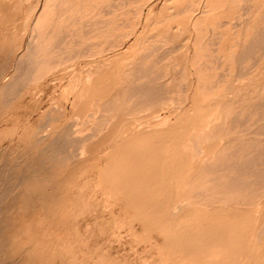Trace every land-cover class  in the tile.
Segmentation results:
<instances>
[{"label":"rangeland","instance_id":"1","mask_svg":"<svg viewBox=\"0 0 264 264\" xmlns=\"http://www.w3.org/2000/svg\"><path fill=\"white\" fill-rule=\"evenodd\" d=\"M62 1L64 3L69 1L70 6H73L72 2L77 3V6L71 8L73 10L68 13V16H72L74 19L79 17L77 18L79 20H76V25L72 23L74 28L70 22L69 25H61L63 31H68L67 33L70 31L73 41L76 42L73 45L76 44L77 48L81 32L79 26L86 24L87 19L92 21L87 23L91 29L93 20L96 19L106 20V25H102L105 28H102L99 34L95 29L91 31L88 27L86 30L87 26L82 25L90 35L86 31L83 32V29L82 32L87 35L84 34L85 36L81 39L88 44L86 46H90L91 54H83V57L78 54L80 58L74 54L70 56L72 58L77 55L74 60L65 55L68 57L65 62L63 55L62 62L57 58L52 61L54 64L45 63L46 65H44V62L41 64L40 60H33L29 53L36 50V47H42L44 43L39 37L43 36L41 33H44L46 23L41 21L39 25H36L34 18L38 16L39 12L41 17L46 16L44 18H47L52 10L50 2H54V0H0V92L2 91L0 93V150H2L0 151V187H2L0 196H4H1L2 199L0 198V203L2 202L0 204V256L2 255L0 264H172V262L173 264H178V262L179 264H253L255 261L257 264H263L264 255L262 256L261 253L264 254V179L260 178L262 175L258 176L260 175L258 172H263L264 178V40H262L264 35V0H217L214 3H212L214 0L211 2L208 0L206 5L201 4L206 3L205 0H202L205 2H199L201 5L196 3L197 6L193 4L191 10L187 11L188 14L182 12L181 14L177 6L181 7L180 4L186 3L187 0H182L179 4L178 0H103L104 4L99 0ZM62 1L58 0L60 3H63ZM209 3L211 4L208 5ZM80 4H82V8H77ZM89 5H92V8ZM83 8H85V12L82 10ZM90 8L91 11L86 14V10H90ZM75 9H78L77 13ZM247 10L248 12H246ZM98 11L101 13L99 16L97 15ZM196 18L199 19L197 23L193 24ZM246 27L247 29H245ZM79 29L80 32L77 31ZM72 30L74 34L76 33L75 36ZM78 35L79 38H77ZM31 37L34 38L33 42L30 40L33 39ZM87 39L88 41H85ZM249 40L251 45L255 44L252 45L254 49L249 44ZM255 42L260 44L257 45ZM40 44L42 45L40 46ZM246 46L247 48H245ZM250 46L251 52L248 50ZM72 47L74 48L75 45ZM38 48L37 51H40ZM71 48L69 47V49ZM28 49L32 51H28ZM75 50L73 49V51ZM150 51L152 53L149 55L152 56L147 55ZM161 51L162 56L159 54ZM36 52L34 51L35 54H37ZM164 52H167V55ZM34 53L32 54L34 55ZM144 55H146L145 59ZM26 56H28L29 62L31 59L33 60L29 64L32 65L31 67L26 65L29 63L25 61ZM137 66L146 67L143 72L146 71L148 74L141 72L142 75L139 71L138 73L134 72L135 76L141 74L145 78L147 75L148 78H145V81L148 82L150 78H153L156 82L154 83L151 79L152 82L149 84H158L154 85L160 90V93L159 91L157 93L159 98H157L158 96L154 98L156 101L146 100L148 102L141 105L138 102L145 97L142 99L138 97L144 94L137 93V90L132 93L131 89L134 91L136 87H133L135 82L137 85H142L144 82L142 76H136V78L139 77V80L133 76V71L139 69ZM32 67H34L33 71L30 70ZM27 68L31 73L29 70L28 74L24 73ZM149 75L152 76L149 77ZM131 80L134 84L130 83ZM5 81L7 83L3 84L2 82ZM1 85L4 87L8 85V87H5L6 90H1L3 88ZM152 85L151 87H153ZM125 88H129L126 90L132 94L124 93ZM134 93L139 96L137 97V94L134 95ZM148 93L146 95L149 97ZM154 93L156 95V91ZM123 94L127 97L131 96H129L130 98L126 97L127 100L123 98L125 97ZM147 99L152 98L150 96ZM233 118L234 123L231 121ZM203 134L207 135V138ZM236 138L239 140L238 142ZM209 139L210 142L215 140L217 142L210 144ZM58 143H61V146ZM56 144L59 147H55ZM52 146L55 147L54 149L58 147L57 150H61L57 153L62 155H57V157H62V159L60 158L62 161L56 156L55 159L53 156L50 157L53 152L50 151ZM222 146L226 147V150H222L223 154H220ZM60 147L65 150L63 151ZM230 150H233V153L230 152V154L234 158L228 155L230 160H226V163L223 162L225 165L231 159L232 161L236 160L235 165L241 160V157L242 160L246 159V163L249 159L248 164L244 160L241 165L238 163L240 167L246 164L239 168L240 170L246 169H242V171L237 169L239 174L236 173L237 177L242 174L239 176L241 180L248 182L245 183L248 186L246 189L244 188L245 191L242 187H237L242 188L240 190V192H244L242 197L236 195L240 194L237 188L238 191L233 189L236 190L234 192L236 197L233 195V190L229 189L231 181L227 189L231 190L232 194L230 191L224 193L223 191L226 189L223 190L219 187V184L222 185L220 181L222 177L224 180L230 173L228 175L226 173L227 176L221 175V177L218 172L221 170L228 172L229 165L233 162H229L228 168L222 165L227 169L221 167H216L217 171L214 169L217 172L215 175L218 174L216 178L220 180L214 177V173L213 177L211 173H208L209 166L211 167L214 161L217 165H221L220 160H224L223 155ZM194 154H197V158ZM218 156L223 158L219 159ZM63 157H65L64 160ZM208 162L211 163L208 164ZM231 166L233 168V165ZM213 168L215 167L213 166ZM206 169L208 171L205 173L203 170ZM237 170L232 171L233 175ZM225 172L221 173L225 174ZM257 173L258 175H255ZM207 174L210 175L207 179L211 180V183L204 179ZM231 175L230 177L233 179V175ZM201 176L204 177L201 178ZM212 178L220 181L218 186L216 181V190ZM244 178L247 179L244 180ZM24 179H26L24 181L26 183H23ZM194 180L196 181L194 182ZM205 180L209 184L205 183ZM242 181H237V183L232 180L238 185H243ZM223 183L225 184V182ZM219 189L221 190L219 191ZM200 190L203 191L200 193ZM255 190H260L259 194H256L258 192ZM227 193L231 195H226ZM248 193L249 195H245ZM252 194L257 198L251 196ZM232 195L233 197L230 198ZM229 198L236 201L231 200L234 207L230 204ZM226 200L228 201L225 202ZM23 201L25 203L21 205ZM182 204H184L183 208ZM204 204L208 207L205 208ZM249 209L252 211L249 212L252 213L250 215L247 214ZM204 214L207 217L203 216ZM8 218L10 219L8 220ZM230 218L237 220L236 223L233 220L230 221ZM226 219L230 221L231 228L233 225L232 229L228 226ZM234 224L237 227L239 225L240 228H238L242 230V234L237 237L238 240L236 236L240 230L236 227L234 229ZM244 225L246 229H244ZM226 227H228V232ZM231 234L233 235L231 236ZM246 235H249V238ZM239 236H243V239ZM234 237L236 244L233 243ZM220 238H224L225 240H223L226 242ZM252 239H255L253 243H251ZM213 242H216L215 245ZM233 244L235 245L233 246ZM226 245L227 247H225ZM252 245L253 248H250ZM240 246L250 249L244 248L247 252L250 251L248 255L244 249H239V252L237 247ZM224 248L231 250L226 249V251ZM231 251L234 253L232 254ZM219 254H222L221 257H218ZM244 254L246 255L244 256ZM213 255L215 256L213 257ZM233 255H237V257L243 255L244 257L232 258ZM254 258L257 259L254 260ZM208 259L212 261L210 260L208 263Z\"/></svg>","mask_w":264,"mask_h":264},{"label":"bare ground","instance_id":"2","mask_svg":"<svg viewBox=\"0 0 264 264\" xmlns=\"http://www.w3.org/2000/svg\"><path fill=\"white\" fill-rule=\"evenodd\" d=\"M59 1L61 2L62 0H59ZM84 1H86V0H83V2H84ZM146 1H147V0H146ZM181 1H182V0H180V1L178 0V4H179V2L181 3ZM183 1H185V0H183ZM201 1H202V0H195V1H194V0H187V1H185L186 3H183V2H182V4H180V6L182 5L181 7H179V5H177V6H178V8H179V10H180V13L182 12V13H187V14H188L187 11H190V10H191V8L194 6L193 4H196V3L198 4L199 2L201 3ZM205 1H206V3H201V4H205V5H206L207 2H208V0H205ZM205 1H202V2H205ZM209 1L211 2L212 0H209ZM215 1H217V0H214L212 3H214ZM228 1H229V0H228ZM231 1H232V0H231ZM240 1H241V0H240ZM46 2H47V1H46ZM46 2H45V3H46ZM60 2H58V0H54V2H50V3H51L50 5H51V7H52V10H51V12H50V14L48 15L47 18H44V17H46V16L41 17V13H40V12L38 13V16H35V18H34V19H35V24H36V25H39V24L41 23V21H45V23H46V24H45V25H46V27H45V31H44V33H41V34H43V36H42V37H39L40 39L42 38L41 40H42V42H44V43H43V45L40 44V46L42 45V47L39 46L40 48L36 47V50L34 49L35 52L37 51V48L40 49V51H37V52H36L37 54H35L34 51H33V52H29V53H31V58L33 57V58H32L33 60H34V59H36V60H40L41 64H42V62H44V63H43L44 65L49 64V63H50L49 65H52L51 63L54 64V62H52V61H53L54 59H57V58H58V60H60V61L62 62V59H63L62 56H63V55H64L63 57H65V55H67L68 57H70V56H72V55H74V54H77V55L80 54V55L83 57V54H88V53L91 54V53H90V50H91V49L89 50L90 46H86V45H88V44H86L85 42H83L82 39H81V38H83V36H85L84 34L87 33L86 30H87V28L89 27V24L87 25V23H89L91 20L89 21V19H87V22H86L83 18H81V19H83V20L86 22V24H82V25H85V26H87V27L84 26L86 30L84 29V27H82V25L79 26V27H80V29H81V32H82V30L84 29L83 32L86 31V33H83V32L81 33V32H80V29L77 30V31L80 32V39H79V40L77 39V38H79V35H78V37L76 36L77 38L75 37V38L78 40V41H77L78 48L76 47V44H74L75 47L77 48V49L75 50V47H74V48L72 47V46H74L73 43L75 42V41H73V36L70 35V31H69V33H67L68 31H67V32H66V31H63L62 28H61V25H69V22H70L71 26H72V23H74L73 25H76V24H75V23H76V20H79V19H77V18H79V17L76 18L75 16H73V17L76 18V19H74V18H72V16H71V17L68 16V15H69L68 13L70 12L71 8H74L75 5L77 6V3H73V2H72L73 6H70V5H69V1H68V3H67V2L64 3L63 1H62L63 3H60ZM78 2H79V1H78ZM81 2H82V1H81ZM99 2H100V3H103L104 1H103V0H99ZM166 2H167V1H166ZM175 2H176V1H175ZM175 2H174V3H175ZM221 2H222V1H221ZM243 2H244V1H243ZM87 3H89V2L87 1ZM92 3H93V2H92ZM104 3H105V2H104ZM104 3H103V4H104ZM116 3H117V2H116ZM200 3H199V4H200ZM226 3H227V2H226ZM4 4H5V3H4ZM82 4H83V3H82ZM82 4H80V6L77 7V8H82ZM103 4H102V5H103ZM108 4H109V3H108ZM197 4H196V6H197ZM199 4H198V5H199ZM201 4H200V5H201ZM210 4H211V3H209L208 5H210ZM249 4H250V3H249ZM259 4H260V3H259ZM84 5H85V4H84ZM98 5H100V4H98ZM106 5H107V4H106ZM143 5H144V4H143ZM212 5H213V4H212ZM236 5H238V4L236 3ZM47 6H49V5H47ZM87 6H88V5H87ZM89 6H90V5H89ZM91 6H92V5H91ZM91 6H90V7H91ZM103 6H104V5H103ZM121 6H122V5H121ZM141 6H142V5H141ZM191 6H192V7H191ZM217 6H218V5H217ZM239 6H240V5H239ZM245 6H246V4H245ZM245 6H244V7H245ZM248 6H249V5H248ZM85 7H86V6H85ZM93 7H94V6H93ZM115 7H117V6H115ZM198 7H199V6H198ZM201 7H202V6H201ZM225 7H226V6H225ZM235 7H236V6H235ZM242 7H243V5H242ZM251 7H252V6H251ZM9 8H10V7H9ZM46 8H47V7H46ZM86 8H89V7H86ZM91 8H92V7H91ZM91 8H90V10H89V9L86 10V11H87L86 14H88V12L91 11ZM105 8H106V7H105ZM178 8H177V9H178ZM214 8H215V7H214ZM220 8H221V7H220ZM42 9H43V8H42ZM100 9H102V7H100ZM100 9H99V10H100ZM107 9H108V8H107ZM43 10H44V9H43ZM72 10H73V9H72ZM72 10H71V11H72ZM75 10H76V9H75ZM82 10H84V12H85V8H83ZM149 10H150V9H149ZM237 10H238V9H237ZM256 10H257V9H256ZM77 11H78V9L76 10V13H77ZM100 11H101V10H100ZM100 11H98L99 14H98V12H97V15H98V16L101 14ZM168 11H169V10H168ZM175 11H176V10H175ZM80 12H81V11H80ZM94 12H96V11L94 10ZM149 12H151V11H149ZM198 12H199V11H198ZM200 12H201V11H200ZM207 12H208V11H207ZM246 12H248V10H247ZM254 12H255V11H254ZM73 13H75V12L73 11ZM73 13H72V15H73ZM78 13H79V12H78ZM91 13H93V12H91ZM91 13H90V14H91ZM106 13H107V12H106ZM141 13H142V12H141ZM153 13H154V12H153ZM176 13H177V12H176ZM182 13H181V14H182ZM189 13H190V12H189ZM192 13H193V12H192ZM196 13H197V12H196ZM201 13H203V12H201ZM39 14H40V15H39ZM90 14H89V15H90ZM93 14H94V13H93ZM95 14H96V13H95ZM104 14H105V13H104ZM133 14H135V13H133ZM178 14H179V13H178ZM194 14H195V13H194ZM206 14H207V13H206ZM243 14H244V13H243ZM30 15H31V14H30ZM70 15H71V14H70ZM74 15H75V14H74ZM79 15H80V14H79ZM79 15H77V16H79ZM102 15H103V14H102ZM135 15H136V14H135ZM200 15H201V14H200ZM200 15H199V16H200ZM245 15H246V14H245ZM90 16H91V15H90ZM93 16H96V15H93ZM140 16H141V15H140ZM175 16H176V15H175ZM179 16H180V14H179ZM199 16H198V17H199ZM246 16H247V15H246ZM151 17H152V16H151ZM171 17H172V16H171ZM184 17H185V16H184ZM187 17H188V15H187ZM226 17H227V16H226ZM226 17H225V18H226ZM236 17H237V16H236ZM242 17H243V16H242ZM257 17H258V15H257ZM43 18H44V19H43ZM96 18H97V17H96ZM100 18H102V17L100 16ZM164 18H165V17H164ZM238 18H239V17H238ZM90 19H91V18H90ZM94 19H95V18H94ZM98 19H99V18H98ZM162 19H163V18H162ZM198 19H199V18L194 19L193 24H194V23H197ZM236 19H237V18H236ZM246 19H247V18H246ZM92 20H93V19H92ZM103 20H104V19H102V20H101V19H99V20H97V19H96V20H93L94 23L92 24V25H93V28H92V29H95L96 32H98V34L101 33L103 26L106 25V23H105L106 20H104V22H103ZM165 20H166V18L164 19V21H165ZM183 20H184V19H183ZM183 20H180V21H183ZM192 20H193V19H192ZM237 20H238V19H237ZM243 20H244V19H243ZM258 20H260V19H258ZM263 20H264V19H263ZM88 21H89V22H88ZM95 21H97V22H95ZM162 21H163V20H162ZM162 21H161V22H162ZM167 21H168V19H167ZM184 21H186V19H185ZM231 21H232V20H231ZM33 22H34V21H33ZM79 22H80V21H79ZM79 22H77V23H79ZM91 22H92V21H91ZM112 22H113V21H112ZM161 22H160V23H161ZM165 22H166V21H165ZM175 22H176V21H175ZM177 22H178V21H177ZM234 22H235V20H234ZM240 22H241V21H240ZM81 23H82V22H81ZM81 23H80V24H81ZM110 23H111V22H110ZM148 23H149V22H148ZM160 23H159V24H160ZM187 23H189V22H187ZM225 23H226V22H225ZM225 23H224V24H225ZM35 24H34V25H35ZM122 24H123V23H122ZM122 24H121V25H122ZM179 24H180V23H179ZM227 24H228V23H227ZM240 24H241V23H240ZM90 25H91V24H90ZM92 25H91V27H92ZM102 25H103V26H102ZM160 25L162 26V24H160ZM160 25H159V26H160ZM188 25H189V24H188ZM214 25H215V24H214ZM246 25H247V24H246ZM26 26H27V25H26ZM199 26H200V25H199ZM216 26H217V25H216ZM232 26H233V25H232ZM33 27H34V26H33ZM58 27H60V28H58ZM72 27H73V26H72ZM81 27H82V28H81ZM114 27H115V26H114ZM149 27H150V26H149ZM178 27H179V26H178ZM210 27H211V26H210ZM66 28H67V27H66ZM73 28H74V27H73ZM76 28H77V26H76ZM89 28H90V27H89ZM104 28H105V27H104ZM104 28H103V29H104ZM158 28H159V27H158ZM161 28H162V27H161ZM207 28H208V27H207ZM212 28H213V27H212ZM239 28H240V27H239ZM256 28H257V27H256ZM63 29H64V28H63ZM92 29L90 28L89 30L92 31ZM129 29H130V28H129ZM175 29H176V28H175ZM194 29H195V28H194ZM196 29H197V28H196ZM198 29H199V28H198ZM243 29H244V28H243ZM245 29H247V27H246ZM263 29H264V28H263ZM95 30H93V31H95ZM164 30H165V28H164ZM170 30H171V29H170ZM212 30H213V29H212ZM72 31H73V30H72ZM177 31H178V30H177ZM192 31H193V30H192ZM194 31H195V30H194ZM210 31H211V30H210ZM75 32H76V31H75ZM88 32H89V31H88ZM103 32H104V31H103ZM163 32H164V31H163ZM251 32H252V30H251ZM263 32H264V31H263ZM108 33H109V32H108ZM164 33H165V32H164ZM259 33H260V32H259ZM259 33H258V34H259ZM73 34H74V31H73ZM75 34H76V33H75ZM75 34H74V36H75ZM82 34H83V35H82ZM87 34H88V33H87ZM87 34H86V35H87ZM103 34H104V33H103ZM88 35H90V34H88ZM131 35H132V34H131ZM197 35H198V34H197ZM201 35H202V34H201ZM219 35H220V33H219ZM37 36H38V34H37ZM103 36H104V35H103ZM261 36H262V35H261ZM115 37H116V36H115ZM118 37H119V36H118ZM157 37H159V36H157ZM212 37H213V35H212ZM254 37H255V36H254ZM259 37H260V35H259ZM259 37L257 36L258 39H260ZM31 38H33V37H31ZM36 38H37V37H36ZM36 38H35V39H36ZM39 38H38V39H39ZM122 38H123V37H122ZM200 38H201V37H200ZM221 38H222V37H221ZM221 38H220V39H221ZM249 38H250V37H249ZM38 39H37V40H38ZM101 39H102V38H101ZM115 39H116V38H115ZM149 39H150V38H149ZM30 40H32V42H33L34 38H33V39H30ZM216 40H217V39H216ZM253 40H254V38H253ZM255 40H256V39H255ZM262 40H264V35H263V39H262ZM262 40H261V43H263ZM85 41H88V39L85 40ZM109 41H110V40H109ZM143 41H144V40H143ZM192 41H193V40H192ZM201 41H202V40H201ZM239 41H240V40H239ZM249 41H250V40H249ZM29 42H31V41H29ZM32 42H31V43H32ZM111 42H112V41H111ZM253 42H254V41H253ZM253 42H252V43H253ZM258 42H259V40H258ZM31 43H30V44H31ZM75 43H76V42H75ZM84 43H85V44H84ZM113 43H114V42H113ZM158 43H159V42H158ZM199 43H200V42H199ZM248 43H249V42H248ZM255 43H257V42H255ZM34 44H35V43H34ZM71 44H72V46H71ZM90 44H92V43H90ZM95 44H96V42H95ZM249 44L251 45V41H250ZM259 44H260V43H259ZM259 44L257 43V45H259ZM65 45H66V46H65ZM109 45H111V44H109ZM120 45H121V44H120ZM198 45H199V44H198ZM252 45H255V44H252ZM252 45H251V46H252ZM32 46H33V45H32ZM92 46H93V45H92ZM202 46H203V45H202ZM251 46H250V48L248 47V50H249V51L251 50ZM29 47L31 48V46H29ZM69 47H70V48L72 47L75 51H73L72 48L69 49ZM97 47H99V46H97ZM97 47H96V48H97ZM125 47H126V46H125ZM164 47H165V46H164ZM252 47H253V49H254V46H252ZM256 47H257V46H256ZM256 47H255V48H256ZM27 48H28V47H27ZM91 48H92V47H91ZM96 48H95V49H96ZM107 48H108V47H107ZM110 48H111V47H110ZM114 48H115V47H114ZM245 48H247V46H246ZM32 49H33V48H32ZM150 49H151V51H152V48H150ZM156 49H157V48H156ZM162 49H163V48H162ZM164 49H165V48H164ZM169 49H170V48H169ZM243 49H244V47H243ZM12 50H13V49H12ZM24 50H25V49H24ZM29 50H31V49H28V51H29ZM97 50H98V49H97ZM115 50H116V49H115ZM176 50H177V48H176ZM246 50H247V49H246ZM246 50H245V51H246ZM261 50H262V49H261ZM15 51H16V50H15ZM31 51H32V50H31ZM108 51H109V50H108ZM108 51H107V52H108ZM151 51H150L149 53L147 52V53H148L147 55L151 54V53H152ZM163 51H164V50H163ZM165 51H166V50H165ZM167 51H168V50H167ZM169 51H170V50H169ZM186 51H187V50H186ZM239 51H240V50H239ZM245 51H243V52L245 53ZM249 51H248V52H249ZM12 52H13V51H12ZM24 52H25V51H24ZM72 52H73V53H72ZM91 52H92V51H91ZM99 52H100V49H99ZM104 52H105V51H104ZM120 52H121V51H120ZM154 52H155V51H154ZM171 52H172V51H171ZM236 52H237V51H236ZM248 52H247V53H248ZM250 52H251V51H250ZM3 53H4V52H3ZM19 53H21V52H19ZM29 53H28V56L30 55ZM32 53H34V55H33ZM96 53H97V52H96ZM157 53H158V52H157ZM161 53H162V51H161L159 54H161ZM164 53H165V52H164ZM166 53H167V52H166ZM166 53H165V54H166ZM169 53H170V52H169ZM187 53H188V52H187ZM228 53H229V52H228ZM0 54H1V53H0ZM25 54H26V53H25ZM55 54H56V55H55ZM89 54H88V55H89ZM172 54H173V52H172ZM241 54H242V53H241ZM249 54H250V53H249ZM253 54H254V53H253ZM261 54H262V53H261ZM58 55L61 56V57H57ZM77 55H75V56H77ZM96 55H97V54H96ZM166 55H167V54H166ZM246 55H247V54H246ZM250 55H251V54H250ZM254 55H255V54H254ZM262 55H263V54H262ZM28 56H26L27 58H26L25 61H28V60H29V59H28ZM67 56H66V57H67ZM75 56H74V57H75ZM91 56H92V55H91ZM145 56H146V55H144V59H145ZM149 56H152V55H149ZM149 56H147V57H149ZM154 56H155V54H154ZM161 56H162V54H161ZM19 57H20V55H19ZM19 57H18V58H19ZM66 57L64 58V62L67 61V60H66ZM68 57H67V58H68ZM74 57H72L73 60H74ZM78 57L80 58L79 55H78ZM84 57H86V56H84ZM87 57H89V56H87ZM163 57H164V56H163ZM166 57H167V56H166ZM231 57H232V56H231ZM242 57H243V56H242ZM255 57H256V56H255ZM262 57H263V56H262ZM0 58H1V57H0ZM21 58H22V57H21ZM59 58H60V59H59ZM70 58H71V57H70ZM72 58H71V59H72ZM75 58H76V57H75ZM104 58H105V57H104ZM207 58H208V57H207ZM32 59H31V60H32ZM85 59H86V58H85ZM162 59H164V58H162ZM18 60H19V59H18ZM31 60H30V62L28 61L29 63L26 64V65H29V64L31 63ZM33 60H32V61H33ZM81 60H82V59H81ZM100 60H101V59H100ZM139 60H140V59H139ZM158 60H159V59H158ZM210 60H211V59H210ZM220 60H221V59H220ZM56 61H57V60H56ZM60 61H58V62H60ZM177 61H178V60H177ZM6 62H7V60H6ZM61 62H60V63H61ZM64 62H63V63H64ZM79 62H80V61H79ZM205 62H206V61H205ZM9 63H10V62H9ZM11 63H12V62H11ZM26 63H27V62H26ZM45 63H46V64H45ZM55 63H56V62H55ZM195 63H197V62H195ZM213 63H214V62H213ZM259 63H260V62H259ZM56 64H59V63H56ZM124 64H125V63H124ZM19 65H20V63H19ZM22 65H23V64H22ZM70 65H71V64H70ZM99 65H100V64H99ZM140 65H142V64H140ZM143 65H144V64H143ZM200 65H201V64H200ZM213 65H214V64H213ZM7 66H9V65H7ZM15 66H16V65H15ZM29 66H30V65H29ZM31 66H32V65H31ZM31 66H30V67H31ZM47 66H48V65H47ZM113 66H114V65H113ZM145 66H146V65H145ZM205 66H206V65H205ZM22 67H23V66H22ZM22 67H21V68H22ZM25 67H26V66H25ZM87 67H88V66H87ZM138 67H139V66H137V68H138ZM246 67H247V66H246ZM253 67H254V66H253ZM28 68H29V67H28ZM28 68L26 69V71H25L24 73H27V74H28V72H27V71L29 70ZM33 68H34V67H32L30 70L33 71V70H34ZM72 68H73V67H72ZM79 68H80V67H79ZM144 68H145V70H146V67H144ZM144 68H143V66H142V67L140 66L139 69H138V71H137V69H135L136 71H135V70L133 71V76L136 78V76H139V77L142 76V75H143L142 73L145 74L146 71L143 72V71H144V70H143ZM242 68H243V67H242ZM242 68H241V69H242ZM24 69H25V68H24ZM65 69H66V68H65ZM68 69H69V68H68ZM95 69H96V68H95ZM140 69H141V70H140ZM210 69H211V68H210ZM241 69H239V70L241 71ZM244 69H245V68H244ZM1 70H2V69H1ZM6 70H7V69H6ZM6 70H5V72H6ZM17 70H18V68H17ZM30 70H29V72H30ZM88 70H89V69H88ZM148 70H150V69H148ZM261 70H262V69H261ZM2 71H3V70H2ZM7 71H8V70H7ZM14 71H15V70H14ZM22 71H24V70H22ZM22 71H21V72H22ZM65 71H66V70H65ZM77 71H78V70H77ZM139 71H140V73L142 72V73H141L142 75H141V74H140V75L138 74V75L135 76L134 72H135V73H136V72L138 73ZM17 72H18V71H17ZM68 72H69V71H68ZM127 72H128V71H127ZM220 72H221V71H220ZM30 73H31V72H30ZM73 73H74V72H73ZM83 73H84V72H83ZM85 73H87V72H85ZM116 73H117V72H116ZM146 73H147V72H146ZM205 73H206V72H205ZM258 73H259V72H258ZM71 74H72V73H71ZM147 74H148V73H147ZM150 74H151V73H150ZM197 74H198V73H197ZM242 74H243V72H242ZM242 74H241V75H242ZM10 75H11V74H10ZM20 75H21V74H20ZM209 75H210V73H209ZM248 75H249V74H248ZM13 76H14V75H13ZM18 76H19V75H18ZM144 76H145V75H144ZM150 76H152V75H149V77H150ZM163 76H164V75H163ZM216 76H217V75H216ZM8 77H10V76H8ZM21 77H22V76H21ZM86 77H87V76H86ZM115 77H116V76H115ZM127 77H128V76H127ZM134 77H133V78H134ZM139 77H138V78H139ZM260 77H261V76H260ZM10 78H11V77H10ZM23 78H24V77H23ZM129 78H130V77H129ZM135 78H134V80L138 79V78H136V79H135ZM143 78H144V77L142 76V79H143ZM145 78L147 79L148 76L146 75ZM145 78H144V82H143V83L140 82L142 79L139 81L140 83H142V85H141V84H140V85H137L136 82H135V85H134V86L131 84V86H133V87L136 86L135 89H134V91L131 89L132 93L135 92V90H137V93L144 94V95L139 96V94L136 93V94H137V95H136V94L134 93V95H136L137 97L139 96L138 98L141 97V99H142L143 97H145V98H143L142 101L138 102V103H140L141 105L147 103L148 101L151 102V101L155 100L154 98H156L155 96H158V94H157L158 91H159V93H160V90H159L158 88L155 87L157 83L154 84L155 86L152 85V83L149 84V82H152V81L154 82L155 79L150 78V80L152 79V81H150V80L148 79L149 81L147 82V80L145 81ZM220 78H221V77H220ZM16 79H17V78H16ZM20 79H21V78H20ZM182 79H183V78H182ZM215 79H216V78H215ZM237 79H239V78H237ZM7 80H9V79H7ZM85 80H86V79H85ZM138 80H139V79H138ZM180 80H181V79H180ZM18 81H19V80H18ZM20 81H21V80H20ZM24 81H25V80H24ZM131 81H132V82H131ZM131 81H130V83H133V84H134L133 80H131ZM136 81H137V80H136ZM13 82H14V80H13ZM13 82H12V83H13ZM137 82H138V81H137ZM145 82H146V83H145ZM155 82H156V81H155ZM155 82H154V83H155ZM226 82H227V81H226ZM228 82H230V81H228ZM234 82L236 83V81H234ZM2 83L5 84V83H7V82L5 81V82H2ZM2 83H1V84H2ZM8 83H9V82H8ZM10 83H11V82H10ZM10 83H9V84H10ZM12 83H11V84H12ZM21 83H22V82H21ZM23 83H24V82H23ZM178 83H179V82H178ZM3 84H2V85H3ZM13 84H15V83H13ZM159 84H160V83H159ZM167 84H168V82H167ZM180 84H181V83H180ZM239 84H240V83H239ZM263 84H264V83H263ZM2 85H1V86H2ZM149 85H150V86H149ZM151 85H152L153 87H151ZM157 85H158V84H157ZM237 85H238V84H237ZM245 85H246V84H245ZM18 86H19V85H18ZM20 86H21V84H20ZM20 86H19V87H20ZM118 86H119V85H118ZM146 86H147V89H146ZM148 86H149V87H148ZM185 86H186V85H185ZM2 87H3V88H2L1 90H6L5 87H8V85H5V87H4V86H2ZM16 87H17V86H16ZM128 87H129V85H128ZM133 87H132V88H133ZM154 87H155V88H154ZM254 87H255V86H254ZM257 87H258V86H257ZM257 87H256V88H257ZM262 87H263V86H262ZM4 88H5V89H4ZM10 88H11V87H10ZM148 88H150L151 91H150V89H148ZM170 88H171V87H170ZM206 88H207V87H206ZM260 88H261V87H260ZM123 89H124V88H123ZM126 89H127V88H125V90H126ZM139 89H140V90H139ZM154 89H155V90H154ZM156 89H158V90H156ZM207 89H208V88H207ZM214 89H215V88H214ZM8 90H9V89H8ZM11 90H12V89H11ZM11 90L9 91L10 93H11ZM13 90H14V89H13ZM127 90H129V88H128ZM127 90H126L125 92H124V91H123V92H124V93L129 92V91H127ZM138 90H139V91H138ZM144 90L146 91V93H145ZM147 90H148V91H147ZM153 90H154V92L156 91V95H155V93L153 92ZM174 90H175V88H174ZM199 90H200V89H199ZM142 91H143V92H142ZM166 91H167V90H166ZM224 91H225V90H224ZM257 91H258V90H257ZM260 91H262V90H260ZM5 92H6V91H5ZM12 92H13V91H12ZM114 92H115V91H114ZM148 92H149V93H148ZM151 92H152L153 94H152ZM209 92H210V91H209ZM238 92H239V91H238ZM251 92H252V91H251ZM253 92H254V91H253ZM0 93H2V91H1ZM130 93H131V92H129L128 94H130ZM132 93H131V94H132ZM147 93H148L149 97L151 96L152 99H150V100L147 99V98H149V97L146 95ZM150 94H152V95H150ZM165 94H166V93H165ZM169 94H170V93H169ZM169 94H168V95H169ZM2 95H3V94H2ZM9 95H10V94H9ZM119 95H120V94H119ZM123 95H125V94H123ZM259 95H260V94H259ZM129 96H131V95H129ZM129 96H128V97H129ZM152 96H154V97H152ZM162 96H163V95H162ZM209 96H210V95H209ZM2 97H3V96H2ZM8 97H10V96H8ZM126 97H127V96L125 95V97H123V98H126ZM128 97H127V98H128ZM165 97H166V96H165ZM174 97H175V96H174ZM263 97H264V96H263ZM4 98H5V96H4ZM127 98H126V99H127ZM129 98H130V97H129ZM157 98H159V96H158ZM181 98H182V97H181ZM242 98H243V97H242ZM257 98H258V97H257ZM0 99H1V98H0ZM112 99H113V98H112ZM114 99H115V98H114ZM117 99H118V98H117ZM126 99H125V100H126ZM240 99H241V98H240ZM7 100H8V99H7ZM127 100H128V99H127ZM139 100H140V99H139ZM146 100H148V101H146ZM157 100H158V99H157ZM121 101H122V100H121ZM137 101H138V100H137ZM155 101H156V100H155ZM249 101H250V100H249ZM249 101H248V102H249ZM1 102H2V101H1ZM3 102H4V101H3ZM110 102H111V101H110ZM123 102H124V101H123ZM123 102H122V103H123ZM127 102H128V101H127ZM141 102H143V103H141ZM230 102H231V101H230ZM240 102H242V101H240ZM244 102H245V101H244ZM120 103H121V102H120ZM136 103H137V102H136ZM138 103H137V104H138ZM204 103H205V102H204ZM238 103H239V102H238ZM112 104H113V103H112ZM240 104H241V103H240ZM261 104H262V103H261ZM108 105H109V104H108ZM114 106H117V105H114ZM119 107H120V106H119ZM135 107H136V104H135ZM216 107H217V106H216ZM235 107H236V106H235ZM4 109H5V107H4ZM6 109H8V108L6 107ZM114 109H115V108H114ZM127 109H128V108H127ZM172 109H173V108H172ZM251 109H253V108H251ZM1 110H2V109H1ZM119 110H120V109H119ZM124 110H125V109H124ZM124 110H123V111H124ZM128 110H129V109H128ZM175 110H176V109H175ZM178 110H179V109H178ZM224 110H226V109H224ZM115 111H116V110H115ZM120 111H121V110H120ZM132 111H133V108H132ZM166 111H167V110H166ZM217 111H218V110H217ZM116 112H117V111H116ZM129 112H130V111H129ZM133 112H134V111H133ZM133 112H132V113H133ZM238 113H239V112H238ZM134 114H135V113H134ZM247 114H248V113H247ZM259 114H260V113H259ZM0 115H1V114H0ZM122 115H123V113H122ZM236 115H238V114H236ZM130 116H131V113H130ZM130 116H129V117H130ZM238 116H239V115H238ZM242 116H243V115H242ZM245 116H246V115H245ZM254 116H255V115H254ZM137 117H138V116H137ZM137 117H136V118H137ZM227 117H228V116H227ZM249 117H250V116H249ZM240 118H241V117H240ZM262 118H263V116H262ZM213 119H214V118H213ZM247 119H248V118H247ZM203 120H204V119H203ZM233 120H234V118H233ZM233 120H231L232 123L235 122V120H234V121H233ZM259 120H260V119H259ZM262 120H263V119H262ZM214 121H215V120H214ZM247 121H248V120H247ZM254 121H255V120H254ZM254 121H253V122H254ZM257 121H258V120H257ZM133 122H134V121H133ZM136 122H137V121H136ZM145 122H146V121H145ZM147 122H148V121H147ZM240 122H241V121H240ZM232 123H231V124H232ZM245 123H247V122H245ZM148 124H149V123H148ZM214 124H215V123H214ZM221 124H222V123H221ZM237 124H238V123H237ZM239 124H240V123H239ZM256 124H257V123H256ZM108 125H109V124H108ZM217 125H218V124H217ZM224 125H225V124H224ZM244 125H245V124H244ZM249 125H251V124H249ZM206 126H207V125H206ZM208 126H209V125H208ZM215 126H216V125H215ZM229 126H230V125H229ZM229 126H228V127H229ZM236 126H237V125H236ZM238 126H240V125H238ZM260 126H261V124H260ZM144 127H145V126H144ZM220 127H221V126H220ZM240 127L242 128V126H240ZM136 128H137V127H136ZM138 128H140V127H138ZM243 128H244V127H243ZM246 128H248V127H246ZM256 128H257V127H256ZM180 129H181V128H180ZM192 129H193V128H192ZM211 129H212V128H211ZM217 129H218V128H217ZM251 129H252V128H251ZM105 130H106V129H105ZM219 130H220V129H219ZM234 130H235V129H234ZM239 130H240V129H239ZM246 130H247V129H246ZM249 130H250V129H249ZM260 130H261V129H260ZM66 131H67V130H66ZM68 131H69V130H68ZM210 131H211V130H210ZM230 131H231V130H230ZM236 131H238V130L236 129ZM252 131H253V130H252ZM4 132H6V131H4ZM70 132H71V131H70ZM204 132H205V131H204ZM207 132H208V131H207ZM214 132H215V131H214ZM226 132H227V131H226ZM242 132H244V131H242ZM15 133H16V132H15ZM126 133H127V132H126ZM223 133H224V132H223ZM255 133H256V132H255ZM261 133H262V132H261ZM1 134H2V133H1ZM189 134H190V133H189ZM218 134H219V133H218ZM238 134H239V133H238ZM247 134H248V131H247ZM262 134H263V133H262ZM2 135H3V134H2ZM33 135H34V134H33ZM69 135H71V134H69ZM179 135H180V134H179ZM203 135H204V134H203ZM211 135H212V134H211ZM222 135H223V134H222ZM231 135H232V133H231ZM239 135H240V134H239ZM245 135H246V134H245ZM251 135H252V134H251ZM251 135H250V136H251ZM263 135H264V134H263ZM0 136H1V135H0ZM14 136H16V135H14ZM22 136H23V135H22ZM25 136H26V135H25ZM115 136H116V135H115ZM186 136H187V135H186ZM204 136H205V135H204ZM206 136H207V135H206ZM206 136H205V137H206ZM214 136H215V135H214ZM261 136H262V135H261ZM16 137H17V136H16ZM35 137H36V136H35ZM245 137H246V136H245ZM247 137H248V136H247ZM252 137H253V136H252ZM2 138H3V137H2ZM29 138H30V137H29ZM32 138H33V137H32ZM56 138H57V137H56ZM72 138H73V137H72ZM191 138H192V137H191ZM191 138H190V139H191ZM206 138H207V137H206ZM206 138H205V139H206ZM263 138H264V137H263ZM200 139H201V138H200ZM203 139H204V138H203ZM211 139H214V138H211ZM67 140H68V138H67ZM191 140H192V139H191ZM201 140H202V139H201ZM236 140H237V142L239 141L237 138H236ZM0 141H1V139H0ZM16 141H17V140H16ZM18 141H19V140H18ZM31 141H32V140H31ZM74 141H75V140L73 139V142H74ZM196 141H197V140H196ZM196 141H195V142H196ZM215 141H216V140H215ZM215 141H214V142H215ZM227 141H228V140H227ZM256 141H257V140H256ZM26 142H27V141H26ZM33 142H34V141H33ZM63 142H64V141H63ZM63 142H61V143H63ZM69 142H71V141H69ZM188 142H189V141H188ZM204 142H205V141H204ZM209 142H210V139H209ZM214 142L211 141L210 144H211V143H214ZM216 142H217V141H216ZM229 142H230V141H229ZM245 142H246V141H245ZM245 142H244V143H245ZM35 143H36V142H35ZM61 143H58V144L60 145ZM67 143H68V142H67ZM67 143H66V145H67ZM168 143H169V142H168ZM244 143H243V144H244ZM8 144H9V143H8ZM22 144H23V143H22ZM50 144H51V143H50ZM58 144H56L55 147L58 146ZM210 144L208 143V145H210ZM218 144H219V143H218ZM220 144H221V143H220ZM252 144H253V143H252ZM257 144H258V143H257ZM5 145H7V144H5ZM23 145H24V144H23ZM206 145H207V144H206ZM225 145H226V144H225ZM227 145H228V144H227ZM245 145H247V144H245ZM258 145H259V144H258ZM9 146H10V145H9ZM38 146H39V145H38ZM40 146H41V145H40ZM53 146H54V145H53ZM53 146H52V149H53V150L50 148V149H51L50 151H51V152L53 151L50 157L52 158V156H53V159H55V156H56L57 159H60V158L62 159V157H57V155H59V156L62 155V154L60 155V154L57 153L58 151H61L60 149L57 150L59 146H58L56 149H54L55 147H53ZM60 146H61V145H60ZM64 146H65V144H64ZM64 146H63V147H64ZM69 146H70V143H69ZM180 146H181V145H180ZM182 146H183V144H182ZM196 146H197V145H196ZM242 146H243V145H242ZM255 146H256V145H255ZM260 146H261V145H260ZM263 146H264V145H263ZM22 147H23V146H22ZM66 147H68V146H66ZM70 147H71V146H70ZM117 147H118V146H117ZM165 147H167V146L165 145ZM205 147H206V146H205ZM223 147H224V146H222L221 148H223ZM227 147H228V146H227ZM257 147H258V146H257ZM257 147H255V148H257ZM10 148H11V147H10ZM33 148H34V147H33ZM33 148H32V149H33ZM44 148H46V147H44ZM60 148H61V147H60ZM68 148H69V147H68ZM183 148H184V147H183ZM186 148H187V147H186ZM253 148H254V147H253ZM259 148H260V147H259ZM259 148H258V149H259ZM2 149H3V148H2ZM41 149H42V148H41ZM61 149H62V148H61ZM66 149H67V148H66ZM164 149H165V148H164ZM231 149H234V148L231 147ZM238 149H239V148H238ZM247 149H248V148H247ZM54 150H55V151H54ZM56 150H57V151H56ZM62 150H63V149H62ZM64 150H65V149H64ZM64 150H63V151H64ZM67 150H68V149H67ZM166 150H167V148H166ZM181 150H182V148H181ZM183 150H184V149H183ZM193 150H195V149H193ZM197 150H198V149H197ZM216 150H217V149H216ZM222 150H226V147L223 148V149H221V153H220V154H223V153H222ZM228 150H229V148H228ZM0 151H2V150H0ZM190 151H192V150H190ZM232 151H233V150H232ZM232 151H231V150H230L229 152L227 151L228 153H227L226 151H224V152H226V153L223 155L224 158L221 157V156H220V157L218 156L219 159H222V158H223L224 160H220V162L222 163L221 165H217V163H215L216 161H214V164H215V165H214V164H211V165H212V166H211L212 168L209 166V168H210L209 171H211V172H209L207 169H206V170H203V171H204V172H205V171H206V172L208 171V173H211V175H212L213 173H214L213 175H215V173H217V172H215L216 167H221V168L223 169V168H225V167H223L222 165H224V166L227 167V166L230 164L229 162H233V163H231V164L229 165L231 168H232L231 165H233V168H232V169H231L229 166H228L229 168L227 167V168L229 169L228 172H227L226 170H225L226 172L221 170V172H225V174H222L221 172H218V173L220 174V176H221V175H223V176H227L229 173H230V175H231L232 171H235V170L241 168L242 166H246V164L249 163V162H248L249 159L247 160V163H246V159L244 160V158H243V160L245 161L246 164H245V165L243 164V165L240 167V165H241L242 162H243L242 157H241V160L238 162L240 165H239L238 163H236V164L239 165V166L235 165L234 162H236V160L234 161V159H233V161H232V159H231V161H229L228 164L225 165V164H224V163H226L225 161H226V160H227V161L230 160V159H229L230 157H228V155H231L230 152H232ZM241 151H242V150H241ZM243 151H244V150H243ZM245 151H246V150H245ZM245 151H244V152H245ZM248 151H249V150H248ZM252 151H253V150H252ZM257 151H258V150H257ZM260 151H261V150H260ZM34 152H35V150H34ZM45 152H46V151H45ZM54 152H56L57 154L55 153V155H54ZM237 152H238V151H237ZM2 153H3V152H2ZM31 153H32V152H31ZM31 153H30V154H31ZM35 153H36V152H35ZM61 153H63V152H61ZM215 153H216V152H215ZM232 153H233V152H232ZM254 153H255V152H254ZM32 154H33V153H32ZM64 154H65V156H66V153H64ZM167 154H168V153H167ZM190 154H191V153H190ZM226 154H227V156L225 157ZM237 154H238V153H237ZM246 154H247V153H246ZM252 154H253V153H252ZM258 154H259V153H258ZM258 154H257V155H258ZM33 155H34V154H33ZM68 155H69V154H68ZM194 155H195V154H194ZM196 155H197V154H196ZM196 155H195V156H196ZM199 155H200V154H199ZM247 155H248V154H247ZM247 155H246V156H247ZM263 155H264V154H263ZM43 156H44V155H43ZM232 156H233V155H231V157H232ZM35 157H36V156H35ZM46 157H48V156H46ZM50 157H49V158H50ZM191 157H192V156H191ZM247 157H248V156H247ZM19 158H20V157H19ZM196 158H197V156H196ZM198 158H199V157H198ZM218 158H217V159H218ZM227 158H228V159H227ZM232 158H234V156H233ZM238 158H239V156H238ZM238 158H237V159H238ZM47 159H48V158H47ZM61 159H60V160H61ZM64 159H65V157H63V160H64ZM68 159H69V158H68ZM213 159H214V158H213ZM12 160H14V159H12ZM66 160H67V159H66ZM238 160H239V159H238ZM238 160H237V161H238ZM251 160H252V159H251ZM257 160H258V159H257ZM48 161H50V160H48ZM61 161H62V160H61ZM169 161H170V160H169ZM207 161H208V160H207ZM212 161H213V160H212ZM254 161H255V159H254ZM260 161H261V160H260ZM262 161H263V160H262ZM17 162H18V161H17ZM45 162H46V161H45ZM50 162H51V161H50ZM65 162H66V161H65ZM223 162H224V163H223ZM60 163H61V162H60ZM202 163H203V162H202ZM206 163H207V162H206ZM209 163H211V162H208V164H209ZM256 163H257V162H256ZM259 163H261V162H259ZM4 164H5V163H4ZM144 164H145V163H144ZM218 164H220L219 161H218ZM252 164H253V163H252ZM252 164H251V165H252ZM257 164H258V163H257ZM47 165H49V164H47ZM51 165H52V164H51ZM54 165H55V164H54ZM216 165H217V166H216ZM249 165H250V164H249ZM258 165H259V164H258ZM19 166H20V164H19ZM60 166H61V165H60ZM213 166H214L215 168H213ZM234 166H236V168H234ZM260 166H261V164H260ZM260 166H258V167H260ZM263 166H264V165H263ZM1 167H2V166H1ZM12 167H13V166H12ZM16 167H17V166H16ZM22 167H23V166H22ZM237 167H238V168H237ZM207 168H208V167H207ZM209 168H208V169H209ZM221 168H219V169H221ZM227 168H225V169H227ZM253 168H254V166L252 167V169H253ZM26 169H27V168H26ZM53 169H54V168H53ZM162 169H163V168H162ZM214 169H215V170H214ZM219 169H218V170H219ZM233 169H235V170H233ZM242 169H244V168H242ZM242 169H241V170L239 169V171H242ZM245 169H246V168H245ZM245 169H244V170H245ZM0 170H1V169H0ZM6 170H7V167H6ZM230 170H231V172H230ZM259 170H260V169H259ZM4 171H5V169H4ZM201 171H202V168H201ZM216 171H217V170H216ZM219 171H220V170H219ZM239 171L237 170V171L235 172V175H233L234 173H232L233 176H232V175H231V176L233 177V179H232V178L230 177V175H229L228 177H225L224 180H223L224 177L221 176V177H222V180H220L219 178H218V179L216 178V175H218V174H216L214 177H215L217 180H220L222 185H220V184L218 183V182H220V181H217V180H215V179L212 178V181L215 182V185H214L215 190H216V181H217V186H218V184H219V187H221L223 190L226 189V190H224V191L222 190L224 193L230 191L231 194H232V192H233V195H235L234 192H236V190L238 189L239 191H238V190H237V191H238L240 194H236V195H238V196H239V195H240V196L243 195L244 192L242 193V191L240 192V190H241L242 188H243V189H244V188L246 189V188L248 187V186L245 184V183L247 182L245 179H247V178H244L245 182L242 181L241 178L239 177V176H242L241 173H240L241 175H239V176H238L239 178H238L236 173L239 174ZM204 172H203V175H204ZM206 172H205V173H206ZM247 172H248V171H247ZM162 173H163V172H162ZM186 173H187V172H186ZM226 173H227V175H226ZM243 173H244V171H243ZM250 173H251V172H250ZM258 173H259L260 175H258ZM258 173L255 174V175H258V176H261V175H262V177H260V178L264 179V178H263V172H260V171H259ZM261 173H262V174H261ZM0 174H1V172H0ZM35 174H36V173H35ZM171 174H172V173H171ZM198 174H199V173H198ZM200 174H201V173H200ZM201 175H202V174H201ZM213 175H212V177H213ZM166 176H167V175H166ZM169 176H170V175H169ZM205 176H206V175H205ZM208 176H210V175L207 174V177H205L204 179L209 178ZM234 176L237 177V179H236L237 181H242V182H244V184L242 185L241 182H240L241 185L235 184L234 182H237V181L235 180V177H234ZM243 176H244V174H243ZM249 176H251V175L249 174ZM258 176H257V177H258ZM1 177H2V176H1ZM34 177H35V175H34ZM174 177H175V176H174ZM198 177H199V176H198ZM202 177H204V176H201V178H202ZM217 177H219V176H217ZM229 177H230V178H229ZM246 177H247V176H246ZM201 178H200V179H201ZM210 178H211V177H210ZM227 178H229V179L227 180ZM260 178H258V179L260 180ZM13 179H14V178H13ZM119 179H120V178H119ZM204 179H203V180H204ZM230 179H232L234 182H232V180H230ZM238 179H239V180H238ZM242 179H243V177H242ZM10 180H11V179H10ZM25 180H26V179L23 180V183H26V182H24ZM40 180H41V179H40ZM188 180H189V179H188ZM188 180H187V181H188ZM2 181H3V180H2ZM103 181H104V180H103ZM195 181H196V180H194V182H195ZM205 181H206V180H205ZM207 181H208V179H207ZM207 181H206L205 183H207ZM210 181H211V180H209L208 182L211 183ZM230 181H231V183L229 184ZM6 182H7V181H6ZM12 182H13V181H12ZM14 182H16V181H14ZM38 182H39V181H38ZM155 182H156V181H155ZM167 182H168V181H167ZM184 182L187 183L186 181H184ZM223 182H225V184H224ZM249 182H251V181H249ZM254 182H255V180H254ZM209 183H207V184H209ZM233 183H234V184H233ZM237 183H238V182H237ZM247 183H248V182H247ZM255 183H256V182H255ZM255 183H254V184H255ZM258 183H259V182H258ZM263 183H264V182H263ZM0 184H1V183H0ZM199 184H200V183H199ZM207 184H205V186H207ZM226 184H227V186H226ZM228 184H229L230 186H229ZM260 184H261V182H260ZM6 185H7V184H6ZM18 185H19V184H18ZM28 185H29V184H28ZM202 185H203V184H202ZM210 185H212V184H210ZM234 185H235L236 187H235ZM237 185H238V186H237ZM250 185H251V184H250ZM3 186H4V184H3ZM184 186H185V184H184ZM184 186H183V187H184ZM188 186H189V185H188ZM205 186H204V187H205ZM228 186H229L230 188H229ZM244 186H246V187H244ZM5 187H6V186H5ZM27 187H28V186H27ZM29 187H30V185H29ZM208 187H209V185H208ZM214 187L212 186V188H214ZM231 187H232V188H231ZM237 187H239V188L242 187V188L239 189V188H237ZM249 187H250V186H249ZM256 187H257V186H256ZM263 187H264V186H263ZM0 188L2 189V187H0ZM6 188H7V187H6ZM11 188H12V187H11ZM33 188H34V187H33ZM36 188H37V187H36ZM112 188H113V187H112ZM198 188H199V187H198ZM206 188H207V187H206ZM212 188H211V190H212ZM227 188H229V189H231V190L236 189V188H237V189H236L235 191L233 190V191L231 192V190H228ZM25 189H26V188H25ZM207 189H208V188H207ZM245 189H244V191H245ZM255 189H256V188H255ZM263 189H264V188H263ZM5 190H6V189H5ZM12 190H13V189H12ZM30 190H31V188H30ZM182 190H183V189H182ZM220 190H221V189H219V191H220ZM249 190H250V188H249ZM251 190H252V189H251ZM36 191H37V190H36ZM188 191H189V190H188ZM195 191H197V190H195ZM202 191H203V190H202ZM202 191L200 190V193H201ZM205 191L207 192V190H205ZM255 191L258 192V191H260V190H258V191L255 190ZM255 191H254V192H255ZM1 192H2V191H1ZM5 192H6V191H5ZM21 192H22V191H21ZM25 192H26V191H25ZM28 192H29V191H28ZM182 192H183V191H182ZM185 192H186V191H185ZM185 192H184V193H185ZM206 192H204V193L206 194ZM262 192H263V191H262ZM6 193H8V192H6ZM9 193H10V192H9ZM23 193H24V192H23ZM184 193H183V194H184ZM194 193H195V192H194ZM197 193H198V192H197ZM204 193H203V194H204ZM250 193H251V192H250ZM252 193H253V192H252ZM4 194H5V193H4ZM33 194H34V193H33ZM43 194H44V193H43ZM117 194H118V193H117ZM198 194H199V193H198ZM212 194H213V193H212ZM222 194H223V193H222ZM228 194H229V193H227L226 195H228ZM231 194H229V196H230ZM256 194H259V192L256 193ZM8 195H9V194H8ZM11 195H12V193H11ZM201 195H202V194H201ZM210 195H211V194H210ZM224 195H225V194H224ZM226 195H225V196H226ZM233 195H232L230 198H232ZM236 195H235V197H236ZM245 195H249V193H248V194H245ZM261 195H263V194H261ZM1 196H2V195H1ZM1 196H0V198L2 199V197H4V196H2V197H1ZM199 196H200V195H199ZM208 196H209V195H208ZM211 196H212V195H211ZM213 196H214V195H213ZM222 196H223V195H222ZM222 196H221V198L223 199ZM251 196H253V194H252ZM25 197H26V196H25ZM195 197H196V196H195ZM197 197H198V195H197ZM218 197H219V199H220V196H219V195H218ZM227 197H228V196H227ZM235 197H234V198H235ZM241 197H242V196H241ZM244 197H245V196H244ZM246 197H247V196H246ZM253 197L255 198L256 196H253ZM47 198H48V197H47ZM158 198H159V197H158ZM198 198H199V197H198ZM230 198H229V201H230L231 203H230V202H229V203L232 205L233 203H232L231 200L234 201V199H230ZM237 198L239 199V197H237ZM237 198H236V199H237ZM254 198H253V199H254ZM256 198H257V197H256ZM256 198H255V199H256ZM33 199H34V198H33ZM45 199H46V198H45ZM135 199H136V198H135ZM189 199H190V198H189ZM196 199H197V198H196ZM202 199H203V195H202ZM227 199H228V198H227ZM249 199H250V198H249ZM255 199H254V200H255ZM258 199H259V198H258ZM4 200H5V199H4ZM21 200H23V199H21ZM186 200H187V199H186ZM194 200H195V199H194ZM204 200H205V199H204ZM206 200H207V198H206ZM206 200H205V201H206ZM208 200H209V199H208ZM216 200H218V199H216ZM242 200H243V198H242ZM5 201H6V200H5ZM30 201H32V200H30ZM202 201H203V200H202ZM223 201H224V200H223ZM223 201H222V202H223ZM227 201H228V200H226L225 202H227ZM243 201H244V200H243ZM243 201H242V202H243ZM249 201H250V200H249ZM255 201H256V200H255ZM42 202H43V201H42ZM184 202H186V201H184ZM184 202H183V203H184ZM200 202H201V200H200ZM203 202H204V201H203ZM208 202H209V201H208ZM213 202H214V201H213ZM213 202H212V203H213ZM216 202H217V201H216ZM220 202H221V201H220ZM234 202H236V201H234ZM1 203H2V202H1ZM1 203H0V204H1ZM20 203H21V202H20ZM24 203H25V202L23 201V204H21V205H24ZM29 203H30V202H29ZM129 203H130V202H129ZM210 203H211V202H210ZM217 203H218V202H217ZM251 203H253V202H251ZM9 204H10V203H9ZM31 204H32V203H31ZM41 204H42V203H41ZM135 204H136V203H135ZM178 204H179V203H178ZM198 204H200V203L198 202ZM198 204H197V205H198ZM206 204H207V203H206ZM213 204H214V203H213ZM224 204H225V203H224ZM244 204H246V203H244ZM183 205H184V204H182V206H181V205H180V206L183 208V207H184ZM201 205H202V204H201ZM201 205H200V206H201ZM204 205H205V204H204ZM211 205H212V204H211ZM246 205H247V204H246ZM4 206H5V205H4ZM12 206H13V205H12ZM19 206H20V205H19ZM19 206H18V207H19ZM165 206H166V205H165ZM200 206H199V207H200ZM206 206L208 207V205H205V208H206ZM222 206L224 207V205H222ZM232 206H233V205H232ZM238 206H239V205H238ZM255 206H256V205H255ZM5 207H6V206H5ZM33 207H35V206H33ZM33 207H32V208H33ZM40 207H41V206H40ZM176 207H177V205H176ZM201 207H202V206H201ZM227 207H230V206L227 205ZM233 207H234V206H233ZM240 207H241V206H240ZM247 207H248V206H246V208H247ZM259 207H260V206H259ZM21 208H24V207L21 206ZM32 208H31V209H32ZM139 208H140V207H139ZM205 208H204V209H205ZM230 208H231V207H230ZM246 208H244V209H246ZM250 208H252V207H250ZM257 208H258V207H257ZM179 209H180V208H179ZM202 209H203V208H202ZM228 209H229V208H228ZM228 209H227V210H228ZM233 209H234V208H233ZM235 209H236V208H235ZM235 209H234V210H235ZM238 209H239V208H238ZM247 209H248V208H247ZM1 210H2V209H1ZM6 210H7V209H6ZM13 210H14V209H13ZM21 210H22V209H21ZM23 210H24V209H23ZM171 210H172V209H171ZM174 210H175V209H174ZM174 210H172V211H174ZM212 210H213V209H212ZM212 210H211V211H212ZM225 210H226V209H225ZM227 210H226V211H227ZM230 210H231V209H230ZM236 210H237V209H236ZM239 210H240V209H239ZM249 210H250V209H249ZM252 210H253V208H252ZM18 211H19V209L17 208V212H18ZM24 211H26V210H24ZM202 211H203V210H202ZM204 211H206V210H204ZM207 211H208V210H207ZM226 211H225V212H226ZM1 212H2V211H1ZM223 212H224V211H223ZM228 212H229V211H228ZM233 212H234V211H233ZM236 212H237V211H236ZM249 212H252V211H251V210L248 211L247 214H249V215L252 214V213H249ZM173 213H174V212H173ZM207 213H209V212H207ZM210 213H211V212H210ZM230 213H231V212H230ZM237 213H238V212H237ZM237 213H236V214H237ZM201 214H202V213H201ZM226 214H227V213H226ZM232 214H234V213H232ZM245 214H246V213H245ZM256 214H257V213H256ZM12 215H13V214H12ZM148 215H149V214H148ZM211 215H214V214H211ZM242 215H243V213H242ZM254 215H255V214H253V216H254ZM260 215H261V214H260ZM5 216H6V215H5ZM171 216H172V215H171ZM203 216H206V217H207V215H205V214H204ZM228 216H229V215H228ZM255 216H256V215H255ZM261 216H262V215H261ZM169 217H170V216H169ZM194 217H195V216H194ZM209 217H210V216H209ZM209 217H208V218H209ZM222 217H223V216H222ZM229 217H232V216H229ZM245 217H246V216H245ZM245 217H244V219H245ZM204 218H205V217H204ZM210 218H211V217H210ZM218 218H220V217L218 216ZM225 218H226V217H225ZM225 218H223V219H225ZM234 218H235V217H234ZM234 218H233V219H234ZM239 218H240V216H239ZM241 218H243V217H241ZM251 218H252V217H251ZM9 219H10V218H8V220H9ZM191 219H192V218H191ZM214 219H215V218H214ZM227 219L229 220L228 217H227ZM227 219H226V220H227ZM230 219H231L230 221L233 220L232 218H230ZM235 219H236V218H235ZM237 219H238V218H237ZM1 220H2V218H1ZM202 220H204V219H202ZM211 220H212V219H211ZM218 220H220V219H218ZM226 220H225V221H226ZM228 220H227L226 222H228L227 224H229L228 226L230 227L231 224H230V221H228ZM4 221H5V220H4ZM200 221H201V220H200ZM204 221H205V220H204ZM206 221H207V220H206ZM206 221H205V222H206ZM208 221H209V220H208ZM215 221H216V220H215ZM233 221H235V223H236L237 220H233ZM244 221H245V220H244ZM247 221H248V220H247ZM247 221H245V222H247ZM195 222H196V221H195ZM202 222H203V221H202ZM221 222H222V218H221ZM240 222H241V221H240ZM242 222H243V221H242ZM0 223H1V222H0ZM179 223H180V222H179ZM191 223H192V221H191ZM222 223H223V222H222ZM233 223H234V222H233ZM243 223H244V222H243ZM262 223H263V222H262ZM150 224H151V223H150ZM200 224H201V223H200ZM200 224H199V225H200ZM202 224H204V223H202ZM211 224H212V223H211ZM215 224H216V223H215ZM227 224H226V225H227ZM263 224H264V223H263ZM3 225H4V224H3ZM207 225H209V224H207ZM240 225H241V224H240ZM251 225H252V224H251ZM195 226H196V225H195ZM210 226H211V225H210ZM223 226H224V225H223ZM18 227H19V226H18ZM152 227H153V226H152ZM235 227H236V228H238V227L240 228L239 225H238V227H237V226L234 224V229H235ZM251 227H252V226H251ZM251 227H250V228H251ZM259 227H261V226H259ZM160 228H161V227H160ZM184 228H185V227H184ZM189 228H190V227H189ZM204 228L206 229L205 225H204ZM213 228H214V227H213ZM224 228H225V227H224ZM227 228H228V227H226V230H227ZM230 228H231V227H230ZM232 228H233V225H232ZM232 228H231V229H232ZM239 228H238V229H239ZM241 228H243V227H241ZM195 229H196V228H195ZM205 229H204V231H205ZM207 229H208V228H207ZM244 229H246V228H245V225H244ZM244 229H243V231H244ZM262 229H263V228H262ZM199 230H200V229H199ZM224 230H225V229H224ZM239 230H240V229H239ZM247 230H248V229H247ZM247 230H246V232H247ZM251 230H252V229H251ZM251 230H250V231H251ZM6 231H7V230H6ZM19 231H20V230H19ZM21 231H22V230H21ZM23 231H24V230H23ZM178 231H179V230H178ZM202 231H203V230H202ZM212 231H213V230H212ZM215 231L217 232V230H215ZM219 231H220V230H219ZM231 231L233 232V230H231ZM236 231H237V230H236ZM241 231H242V230H240V232H241ZM250 231H249V232H250ZM160 232H161V231H160ZM208 232H210V230H208ZM227 232H228V230H227ZM240 232H237V236H236V238L238 237L239 234H242V232H241V233H240ZM19 233H20V232H19ZM201 233H202V232H201ZM196 234H197V233H196ZM205 234H206V233H205ZM235 234H236V233H235ZM235 234H234V236H235ZM246 234H247V233H246ZM11 235H12V234H11ZM213 235H215V234H213ZM219 235H221V234L219 233ZM228 235H229V234H228ZM232 235H233V234H231V236H232ZM261 235H262V234H261ZM7 236H8V235H7ZM18 236H19V235H18ZM22 236L24 237V235H22ZM208 236H209V235H208ZM217 236H218V235H217ZM247 236H248V238H249V235H246V237H247ZM250 236H251V234H250ZM12 237H14V236L12 235ZM171 237H172V236H171ZM205 237H206V236H205ZM211 237H212V236H211ZM215 237H216V235H215ZM220 237H221V236H220ZM239 237H240L241 239H243V238H242L243 236H242V237L239 236ZM244 237H245V236H244ZM14 238H15V237H14ZM17 238H19V237H17ZM231 238L233 239V237H231ZM236 238L234 237V240H233V243H235V244H236V241H235ZM240 238H239V239H240ZM250 238H251V237H250ZM253 238H255V237H253ZM212 239L215 240L214 238H212ZM216 239H217V238H216ZM223 239H224V238H223ZM223 239L220 238V240L224 241L225 239H224V240H223ZM226 239H227V238H226ZM22 240H23V239H22ZM218 240H219V237H218ZM218 240H217V242H218ZM237 240H238V238H237ZM250 240H251V239H250ZM252 240H253V239H252ZM228 241H230V240L228 239ZM234 241H235V242H234ZM245 241H246V240H245ZM254 241H255V239H254L251 243H253ZM260 241H262V240H260ZM2 242H3V241H2ZM26 242H27V241H26ZM184 242H185V241H184ZM210 242H211V241H210ZM224 242H226V241H224ZM7 243H8V242H7ZM21 243H22V242H21ZM24 243H25V240H24ZM213 243H214V245H215L216 242H213ZM213 243H212V244H213ZM249 243H250V242H249ZM26 244H27V243H26ZM203 244H204V243H203ZM206 244H207V242H206ZM219 244H220V243H219ZM235 244H233V246H234ZM240 244L242 245L241 241H240ZM170 245H171V244H170ZM238 245H239V244H238ZM247 245H248V244H247ZM250 245H251V244H250ZM218 246H219V245H218ZM236 246H237V245H236ZM242 246H243V245H242ZM20 247H21V246H20ZM206 247H207V246H206ZM212 247H214V246H212ZM212 247H210V248H212ZM216 247H217V246H216ZM221 247H222V246H221ZM225 247H227V245H226ZM231 247H232V245H231ZM240 247H241V246H240ZM240 247H237V249H238V250H239V249L241 250V249L247 248L246 246H245L244 248H242V247L240 248ZM251 247L253 248V245L250 246V248H251ZM7 248H8V247H7ZM14 248H15V247H14ZM232 248H233V247H232ZM173 249H174V248H173ZM185 249H186V247H185ZM217 249H219V248H217ZM224 249L226 250L227 248H224ZM224 249H222V250H224ZM234 249L236 250V248H234ZM247 249H249V248H247ZM259 249H260V248H259ZM263 249H264V248H263ZM222 250H221V251H222ZM225 250H224V251H225ZM227 250L229 251V250H231V249H227ZM227 250H226V251H227ZM240 250H239V252H240ZM245 250H246V249H244V251H245ZM249 250H250V249H249ZM251 250H252V249H251ZM190 251H191V250H190ZM198 251H199V250H198ZM214 251H215V249H214ZM232 251H233V250H232ZM232 251H231V252H232ZM244 251H243V253H244ZM254 251H255V250H254ZM258 251H259V250H258ZM261 251H262V250H261ZM261 251H260V252H261ZM206 252H207V250H206ZM208 252H210V251H208ZM235 252L237 253L238 251H235ZM239 252H238V253H239ZM241 252H242V251H241ZM246 252H247V250H246ZM246 252H245V253H246ZM248 252H250V251H248ZM248 252H247V255H248ZM60 253H61V252H60ZM180 253H181V252H180ZM185 253H186V252H185ZM220 253H221V252H220ZM224 253H225V252H224ZM233 253H234V252H232V254H233ZM258 253H259V252H258ZM258 253H257V255L259 256ZM25 254H26V253H25ZM165 254H166V253H165ZM173 254H174V253H173ZM206 254H207V253H206ZM210 254H213V253H210ZM215 254H216V253H215ZM228 254H229V253H228ZM255 254H256V253H255ZM65 255H66V254H65ZM166 255H167V254H166ZM178 255H180V254L178 253ZM190 255H191V254H190ZM207 255H209V254H207ZM216 255H217V254H216ZM220 255H222V254H219L218 257H221ZM226 255H227V254H226ZM237 255H238V254H237ZM237 255H236V256L233 255L232 258L237 257ZM239 255H240V254H239ZM245 255H246V254H244V256H245ZM251 255H252V254H251ZM257 255H256V256H257ZM261 255L263 256L264 254L261 253ZM1 256H2V255H1ZM1 256H0V257H1ZM23 256H24V255H23ZM59 256H60V255H59ZM66 256H67V255H66ZM163 256H164V255H163ZM214 256H215V255H213V257H214ZM242 256H243V255H242ZM242 256H241V257L238 256L237 258H242ZM244 256H243V257H244ZM258 256H257V257H258ZM51 257H52V256H51ZM173 257H174V255H173ZM178 257H179V256H178ZM209 257H211V255H209ZM228 257H229V255H228ZM230 257H231V255H230ZM249 257H250V256H249ZM23 258H24V257H23ZM164 258H165V256H164ZM170 258H171V257H170ZM200 258H201V257H200ZM215 258L217 259V257H215ZM223 258H225V257H223ZM5 259H6V258H5ZM183 259H184V258H183ZM206 259H207V258H206ZM216 259H215V260H216ZM256 259H257V258H254V260H256ZM261 259H262V257H261ZM263 259H264V258H263ZM263 259H262V260H263ZM1 260L4 261L2 258H1ZM11 260H12V259H11ZM51 260H52V259H51ZM208 260H209V259H208ZM210 260H211V259H210ZM210 260H209V262H208V261H207V262L210 263ZM227 260H228V258H227ZM232 260H234V259H232ZM258 260H259V259H258ZM42 261H43V260H42ZM162 261H163V260H162ZM183 261H184V260H183ZM183 261H182V262H183ZM211 261H212V260H211ZM222 261H223V260H222ZM260 261H261V260H260ZM182 262H181V263H182ZM218 262H219V261H218ZM225 262H226V261H225ZM238 262H239V261H238ZM243 262H244V260H243ZM245 262H246V261H245ZM247 262H249V261H247ZM250 262H251V261H250ZM0 263H1V262H0ZM3 263H4V262H3ZM45 263H46V261H45ZM50 263H51V262H50ZM186 263H187V262H186ZM190 263H191V262H190ZM231 263H232V262H231ZM255 263H256V261H255ZM255 263H253V264H255ZM8 264H9V263H8ZM10 264H11V263H10ZM163 264H164V263H163ZM172 264H173V262H172ZM175 264H176V263H175ZM178 264H179V262H178ZM183 264H184V263H183ZM214 264H215V263H214ZM219 264H221V263H219ZM250 264H251V263H250ZM256 264H257V263H256ZM263 264H264V261H263Z\"/></svg>","mask_w":264,"mask_h":264}]
</instances>
